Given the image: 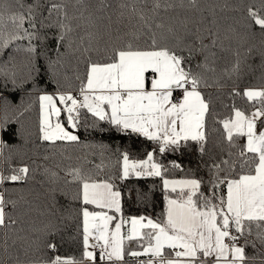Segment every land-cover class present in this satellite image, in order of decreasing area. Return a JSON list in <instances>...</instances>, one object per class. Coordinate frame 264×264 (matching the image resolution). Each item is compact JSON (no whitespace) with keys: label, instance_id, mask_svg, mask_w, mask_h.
<instances>
[{"label":"snow or ice","instance_id":"snow-or-ice-1","mask_svg":"<svg viewBox=\"0 0 264 264\" xmlns=\"http://www.w3.org/2000/svg\"><path fill=\"white\" fill-rule=\"evenodd\" d=\"M177 8L211 16L192 27L161 16ZM244 13L225 28L200 0H0V264H264V0ZM257 67L261 85L241 89ZM229 83L233 101L221 117L210 90ZM16 93L27 99L14 103ZM36 105L44 161H72L68 148L83 147L100 162L85 152L64 166L12 163L14 126L27 143L22 118ZM82 127L152 147L143 158L117 149L113 160L108 145L81 139ZM193 151L207 179L158 160ZM41 169L42 211L7 187ZM152 177L164 194L160 216H126L122 182ZM135 195L148 202L150 193ZM33 211L54 219L17 228ZM73 219L80 256H62L56 239Z\"/></svg>","mask_w":264,"mask_h":264},{"label":"trees","instance_id":"trees-1","mask_svg":"<svg viewBox=\"0 0 264 264\" xmlns=\"http://www.w3.org/2000/svg\"><path fill=\"white\" fill-rule=\"evenodd\" d=\"M178 3L179 0H176ZM187 0H185V3ZM252 0H200V5L204 9H208L209 7L214 9L215 19L218 21L219 25L223 27H227L230 24H236L237 22H243L244 20V8L246 5L251 3ZM150 6V5H149ZM201 15L211 16L209 11H204L203 13L192 12L187 9L177 8L174 11L169 10L168 12H164L161 10V16L167 21L170 17H180L187 18L189 21V27H192L195 22H197ZM261 77V69L255 68L254 72H247L238 82V86L243 89L250 86H260L262 81ZM232 87L231 83H229L222 90L211 89L210 91L213 93V109L215 113L219 116L223 117L229 113V109L225 108V105H229L232 103L233 98L229 95L230 88ZM52 90L51 87L48 89ZM13 99L14 103L20 104L22 99H27L22 95V93L14 94V97H10ZM235 104L237 107L247 108L248 102L246 99H241L240 97L235 98ZM38 105L34 106L33 109L26 113L22 118L23 125L27 132H31L32 136L28 139L27 143H24L19 135L20 125H15L17 128V135L11 138V141L14 146V159L12 163L20 164L24 162L31 163L32 160L36 161V164H47L48 166H53L56 162L62 161V166L67 165L69 163H76L75 156L82 153H89V158L95 160L96 163L100 162L99 155H91V149H85L83 147L73 148L69 147L67 155H72L73 160L68 161L64 160L60 155L55 154L52 156V159L48 161H44L42 158L44 155L50 154L48 149L49 145L43 144L36 139L37 132V124H38ZM211 123V121H210ZM27 134V133H26ZM79 134L81 139L86 143H104L109 146V151L105 153L106 157L111 156L114 160L115 156L112 155L116 152L117 149L120 150H129L133 153L134 156L139 158L144 157L145 150H148L152 147L151 143L144 140L143 138L137 137H126L120 133L115 131L109 132H93L90 133L86 131L83 127L79 129ZM158 160L165 164H169L171 161H177L178 163L183 165L185 172L195 173L197 177H203L207 179L206 169L202 166H199L200 158L198 153L193 152H185L183 155L180 153H168L163 156L158 157ZM5 167H7L5 165ZM42 169L40 172H37L35 178L29 180L26 184H9L7 187L10 189L17 188L23 189L22 194L31 201L32 207L44 210L47 208V200L45 197V191L48 187L45 181L47 178L43 176ZM63 174V173H62ZM184 173L180 171H176L172 174L174 178H181ZM140 189L142 191H147L150 193L148 202H144L143 200L137 199L135 195V190ZM122 191L125 193V198L123 200V207L125 215H149L153 217L160 216L163 211L164 201H163V192L161 191V181L159 178H143L136 179L132 178L129 181L122 182ZM133 193L129 196V193ZM61 203H65L64 200H61ZM50 218L45 215H41L40 211H33L28 215L23 217V224L17 225L16 227H24L28 228L32 222L34 221L37 226H42L43 223L47 222ZM78 221L73 219L70 221H65L66 227H63V231L57 236L56 242L58 244L57 252L62 256H75L79 257L81 252L80 238L77 235V225ZM62 237V238H61ZM103 264V262H101ZM130 264H134V262L130 261Z\"/></svg>","mask_w":264,"mask_h":264}]
</instances>
